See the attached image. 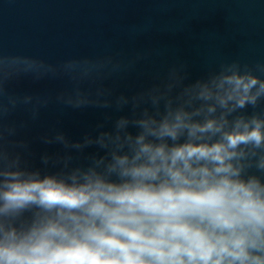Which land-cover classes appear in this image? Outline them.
<instances>
[{
  "label": "water",
  "instance_id": "obj_1",
  "mask_svg": "<svg viewBox=\"0 0 264 264\" xmlns=\"http://www.w3.org/2000/svg\"><path fill=\"white\" fill-rule=\"evenodd\" d=\"M233 76L257 79L255 104L221 106ZM261 83L264 0H0V245L49 224L71 232L69 213L82 214L9 205L11 184L171 183L163 172L132 176L149 164L142 149L223 142L254 121L264 133ZM209 120L221 131L189 135ZM177 124L175 138L164 132ZM230 151L229 178L255 182L264 198V141ZM191 164L210 180L225 175L212 162Z\"/></svg>",
  "mask_w": 264,
  "mask_h": 264
},
{
  "label": "clouds",
  "instance_id": "obj_2",
  "mask_svg": "<svg viewBox=\"0 0 264 264\" xmlns=\"http://www.w3.org/2000/svg\"><path fill=\"white\" fill-rule=\"evenodd\" d=\"M227 82L232 88L219 98L221 106L231 100L239 107L255 104L257 97L249 93L257 79L233 76ZM254 123L252 130L244 124L243 131L223 133V142L186 143L170 153L162 147L151 152L146 145L142 150L149 153V164L133 168L132 176L155 179L163 172L171 183L11 184L4 193L9 205L38 202L49 208L80 209L82 214L69 213L71 232L49 224L19 243L0 245V264H264V256L258 254L264 248V198L255 182L230 179L231 165L225 164L235 155L230 149L264 141L260 123ZM178 127L166 125L164 132L175 138ZM222 127L209 120L190 126L189 135L220 132ZM240 127L238 122L236 128ZM192 161L215 163V173L225 175L210 180L209 169L193 168Z\"/></svg>",
  "mask_w": 264,
  "mask_h": 264
}]
</instances>
